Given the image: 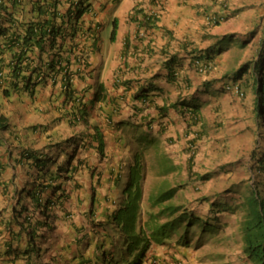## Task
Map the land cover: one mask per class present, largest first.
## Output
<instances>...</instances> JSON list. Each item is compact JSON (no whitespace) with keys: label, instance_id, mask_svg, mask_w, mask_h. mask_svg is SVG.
Segmentation results:
<instances>
[{"label":"crops","instance_id":"crops-1","mask_svg":"<svg viewBox=\"0 0 264 264\" xmlns=\"http://www.w3.org/2000/svg\"><path fill=\"white\" fill-rule=\"evenodd\" d=\"M210 2L209 0L88 1L87 11L80 19L81 33L75 39L78 49L81 50L80 54L86 56V63L73 62L70 57L69 68L71 74H74L72 82L75 83L73 87L87 92L89 98L96 88L105 89L103 85L106 89L108 88L109 92L110 88L119 93L123 89L125 93L131 92L130 98L126 97L129 107L122 103V97L117 94H114L113 103L98 100L87 101L82 105L88 111L89 123L97 126L99 132L102 133L103 156H99L92 146L87 154L89 155L88 163L97 161L100 165H108V178L104 191L109 193L113 200L109 209H103L104 217L116 206L121 197L117 171L126 172L127 164L134 151L132 145H135L136 141H141L137 137L139 134H147V136L159 139L157 144H160L161 152L173 158L172 172L180 171L182 174L187 153L185 140H182L181 136L187 132V126L191 124V120L183 114L180 104L174 108L166 106L168 101L176 97L182 99L177 95L175 86L165 81L171 65L175 68L181 64L184 69L180 70L181 74L186 72V77L190 78V89L196 86L201 89V94L195 95L197 99L190 100L198 104L195 112L199 114L203 133L202 144L198 146L197 156L210 155L207 163H210L212 159L215 165H218L231 161L237 154H241L240 149L251 147L250 129L246 126V129L242 127L244 125L242 122H236L235 115L239 112L229 118V115L234 114L238 109V105L229 101L226 93L214 89L218 82L212 81L211 77L220 74V70H217L218 64L216 63L217 66L206 75L197 74L185 68V63L189 61L191 54L197 53L198 49L212 48L211 45L219 40L218 33L221 32L222 26L220 24L219 26L208 25L205 20L204 8L208 7ZM247 2V0H229L233 9V17H247L246 25L251 26L256 20V14ZM61 4L63 5L60 6V10L63 12L66 9V2L62 0ZM157 7H161L160 15L154 26L147 27L142 16ZM212 8L213 5L210 9ZM30 9V0H22L19 8L22 21L38 17L37 12ZM135 9L136 12H134ZM113 23H116L117 32L114 41H111L109 31ZM225 27L229 29V17L226 19ZM44 55L45 52L39 53L34 47L30 52L31 62L39 63ZM170 57L171 62L168 63L167 59ZM9 58V54H3L1 59L3 71L10 69ZM219 58H215V61L220 63ZM234 60L236 62V57ZM232 61L231 56L230 63ZM123 70L124 73H122ZM116 75L118 77L115 78ZM123 78L131 79L129 88L122 84ZM207 80L211 83H207ZM45 81L36 86V90L43 88L42 98H36V104H41L39 108L43 106V101L44 105L47 104L50 81L47 79ZM111 85L114 86L111 87ZM51 87L60 92L58 81ZM23 93L26 92L18 88L13 98ZM183 102V100L179 101V103ZM70 103L73 107L72 114H76V102ZM182 106L184 107V104ZM128 110L129 115L125 117L124 112ZM55 114L53 109L45 113L35 109L30 117H26L28 122L10 121L11 130L0 132V264L32 263V247L27 240V228L20 227L15 222L17 215L13 213V209H19L21 205L30 206L33 203L30 194L41 180V170L45 162L20 158L19 153L25 148H30L36 152V156L41 157L47 150L44 146L49 143L48 141L58 142L68 137L72 130L76 132L82 127V124L75 121L72 122V127L66 123H56L52 121ZM28 123L33 125L27 126ZM24 125L25 128L22 129ZM60 125L63 126L62 129L57 128ZM35 127L41 129L37 130ZM172 132L173 134H169ZM167 135H173L174 139L176 137L179 139L168 143L165 138ZM127 138L129 144L126 143ZM148 143L153 144V141ZM104 179L105 175L100 182ZM92 180L95 181L96 178ZM170 186H176V184L172 182ZM211 186L205 193L207 203L215 200L217 190L225 188L223 184L214 189H211ZM15 190L19 191L15 193ZM45 190L48 192V187H44L43 197L46 196ZM181 191L179 187L172 197L173 201L177 195H181ZM55 213V228L35 233L36 237L44 234L45 237L41 243L60 244L65 250L69 247L70 253L76 247V254L80 252L84 253V256L92 255L97 262L102 260L96 257L99 251H106L108 256L109 252L117 248L118 243L115 241H109L108 244H96L102 239L109 240L107 232L111 231L110 228L100 229L93 233L81 228L85 221V214L88 212L80 213L79 211L80 214L65 215L59 208H56ZM35 218H38L37 215L32 217V221ZM162 218L166 219L167 216L163 215ZM223 228L227 230H225V235L219 238L220 242L215 243L216 250H209V246L206 247L207 252L204 254L206 258L198 254L204 246H192L191 240L188 244L178 242L181 232L169 236L164 243L157 241L152 243L147 250L146 257L154 256L156 258L154 264H229V259H233L232 256L228 257L229 249L233 247L234 242L229 238V222L223 223ZM222 246L225 251L221 250Z\"/></svg>","mask_w":264,"mask_h":264},{"label":"clouds","instance_id":"clouds-1","mask_svg":"<svg viewBox=\"0 0 264 264\" xmlns=\"http://www.w3.org/2000/svg\"><path fill=\"white\" fill-rule=\"evenodd\" d=\"M61 1L62 0H59L58 2V13L55 18V23L59 24L62 22V25H61L62 31L60 34L55 35L53 42H51L52 39H51L50 27L46 28V32H45L44 39H43L41 46H34L38 49L39 53L45 52L44 58L43 59L40 58L39 63L34 64L31 62L30 52L32 51L34 47L29 49L26 55H23L21 62L18 63V65L22 66L21 75L18 78H14L11 76V69H12V66H14V64L16 63L15 59L12 58V55L9 52V49L6 47H4L3 51L0 52V76H1L0 89L10 90L9 95H4L3 92L0 90V95L2 97H6L7 99L8 98L12 99L13 96L15 95L14 92L18 88H21L26 93L18 95L17 98H13L14 100L18 101L19 96L21 98H24L25 95H27L28 97H32V98L34 97L42 98V96H40L38 92L41 91V89L43 88L36 90V86L37 84L45 83L46 82L45 80L47 79L48 81H50V85H49L50 89L48 88L47 104L44 105V101H43L44 113L47 112V110L49 109H53L55 110L56 114H55V118H53L52 121L56 123H61V122L66 123V125H68L69 127H72L71 124L73 121H75V122L82 124L81 125L82 127L80 128V130L76 132L72 130L71 133H69L70 135L69 134H68L69 136L67 135L68 137L58 142L48 141L49 143H47L44 146L47 150L46 152H44L43 156L41 157L36 156L37 155L36 152L31 150L30 148H25L23 149V151L19 153L20 158H23L26 160L28 159L42 160L45 162V164H43L44 166H43V169L41 170L42 171L41 180L37 183L36 189L32 191L30 194V196H32L33 203L30 206L21 205L19 209L14 208L13 213L19 216H29V223L28 222L27 223L29 224V226H31V228H34V236L32 240L30 239V233L29 234L27 233V229H26V234L28 237L27 240L29 244H31L32 251L36 250V253L38 254V251H40V248L50 247L52 249L48 251L50 254H47V257L50 256L51 258H54L56 254L62 253V252H59L60 250H65V249L61 247L60 244L51 245L49 242H46L44 244L41 243L43 238L45 237L44 234H40L39 236L36 237L35 233L37 231L38 232L50 231L55 228L56 208H59L60 211L63 212L65 215H71L72 213L76 214V213H79V211L80 213L88 212V214H85V221L81 225L82 229H88L89 231H91V233L95 231L98 232L100 229L102 230H107L108 228L111 229L110 232H107V236L109 240H106L107 241L106 242L104 239H102L101 241H98L96 244L98 243L108 244L110 243L109 241H112V242L115 241L118 243L117 248L113 252H109L108 254L109 256L110 254H115L122 247V244H121L122 233L120 231V228L116 224V222L113 220L112 216L114 212L119 208L121 203L127 197L125 186L127 184L126 182L129 176L130 175L137 176L138 174L141 175L139 179H140V184H141L142 196L139 199L138 207L136 209L137 217L139 216L141 217L139 218L140 221L144 220L145 213L149 209L147 205L148 200H149L148 196L152 194L154 191L156 192L159 191L160 190L159 187L161 186H163L165 189L174 188V192L172 196L170 197L169 201L167 202L169 204L179 205L182 210V208L185 206L173 202V199H172L177 189L179 187L180 188L182 187V182H179L177 186L169 187V182H168L169 180L168 178H165L159 183L151 185L149 190H147L146 192L144 191V178H145L144 165L145 163L143 162V157L148 153L146 149L152 146L151 148L152 152L155 155L161 156V159H163L164 165L159 168L160 170L163 167L168 166V165L173 168V158L167 157L165 154H163L160 148L157 146V144L156 146H154L148 143L152 141H157L159 139H156L153 136L143 137V135H147V134H142L139 136L141 141L140 142L136 141L135 143V145H137L139 142L141 146L140 147L136 146L134 148L135 145H132V148L134 149V151L132 153L130 162L127 164L126 172L117 171V179H118L117 182H118V185H120L119 188L122 192L121 197L119 201L117 202L116 206L108 213L106 217H104L103 209L104 208L109 209V205L112 204V200H113L111 196L109 195V193L104 191V188H106V182L108 178L107 176V172L109 171L108 165L107 166L100 165L97 163V161H95L96 163L95 162L88 163L89 155L87 154L89 148H91L92 146L94 149H96L99 156L101 157L103 156L104 152H103L102 133L99 132L97 126H93L91 123H89L88 117H87L88 111L86 108H83L82 105L84 102H87V101L94 102L98 100L105 101V103H108V101L113 103V99L115 98L114 94H117L122 97L121 99L122 103L125 104L127 107H129L128 106L129 104L126 103V97L130 98L131 92L125 93L123 88H122L123 90H121L120 93L114 91L112 88H110V92H109L108 88L106 89L105 85H103L105 89L100 88L99 95H98L101 99H97V98L95 99L94 93L97 90V88L94 90L92 96L89 98L87 92L73 87L75 83L72 82V79L74 78V74H71V71L69 68L71 64L70 57H72L73 62L78 61L80 64H83V62L86 63V56H82V54H80L79 51L81 50L78 49L77 47L78 43L75 41V39L77 38L78 34L81 33L80 19H81V16L85 13V11H87L89 0H87L86 6L84 7L82 13L77 16L75 15L74 10L79 6L78 0H64L66 2V9L69 8L70 10V13L68 16H65L66 9L63 12L60 10V6L63 5L61 4ZM209 1H211L209 6L204 8V13H206L205 15V20L207 21L206 24L212 25V26H219V24H221L225 19H228L230 13L233 15V9L231 8L229 4V0H209ZM212 5H213V8L210 9ZM160 10H161V7H157L156 9H153L148 13V15H152L153 17L156 18L152 26H154L156 20L158 19L160 15ZM134 12H136V9L134 10ZM142 19L144 21V14L142 16ZM152 26L147 25V27H152ZM17 27L19 28V30H22V26L19 27V25H17ZM72 28H75V33L73 36L69 34ZM113 30H114V33H112ZM116 32H117V26H116V23H113L109 31V39L111 41H114ZM5 40H6L5 38H2L0 36V47L1 48H3V43L5 42ZM125 44H126V40H125ZM221 44L220 42L215 41L214 44L211 46L217 47V46H220ZM15 50L16 51L19 50V47L16 46ZM161 50L165 51V49L163 48H161ZM200 50L201 52H197V56H194L193 54L189 56V61L185 63L186 65L185 68L188 70H192L193 72L197 74L204 75V71L206 69L204 66L207 64L208 60L210 61V57L208 58V55L206 56L203 55L202 49ZM206 51L209 53L211 51V48L207 47ZM5 53L9 54L10 56L9 61H8V65L10 66L9 71L2 70L1 59L3 58V54ZM66 53H70L73 56L70 54L68 55ZM58 59H60V61H58ZM169 59H171V57L168 58V60ZM66 61H68L67 64H66ZM50 62H52L51 67L49 66ZM27 64L29 67L27 70H25V66H27ZM31 68H35L36 71L32 72ZM180 70H184L183 67H181V64H179L175 68H173L171 65L170 70L168 72L172 73V79L169 80L167 79V76H166L165 81L175 86L177 95L179 97H182L181 100L186 102V104H184V107H183L182 106L183 103H179V101L181 100L178 97H176L173 100L168 101V104L166 106L174 108V107H177L178 104H180L181 108H183V114L191 120V124L187 126V132H185L184 136H181L182 140H185V143H186L185 150L187 153L185 155L186 159L184 158L185 165L182 167V176L188 181V179L190 178H187V174H184L185 171L186 173H188V175L193 176V177H196V175L203 174V173H198L197 171H193L197 162L199 161L198 165L200 166L202 163V159H204L203 155L197 156L198 146L202 144V139H203L201 123L199 119L196 122H192V118L190 117L191 113L188 112L189 110L188 108L198 106V104L192 103L190 102V100L193 95L201 94V89L198 88V86L190 89V86L186 83V81H184V78H183L184 76H186V72H184V74H181ZM122 73H124V70ZM28 76L30 77V82L36 81V83H34L31 87L25 89L23 87V84H24V81H26V78ZM116 77L118 76L116 75L115 78ZM12 81H16L14 84L18 85V88L16 90H12L14 89ZM57 81L59 82L60 92L58 89H54L53 87H51V85L56 83ZM212 81L218 82L217 86L221 85V80L220 81L212 80ZM122 82H123L122 83L123 85L129 88L128 85H130L131 79L123 78ZM113 86L114 85H111V87ZM226 87L232 88V87H237V86H235L234 84H230L229 86L226 85ZM144 95H147V94H144ZM138 96L139 95H137V97ZM186 98H189V99L186 100ZM34 101L36 104V99H34ZM70 102H76L77 104L76 114H72L73 107ZM174 102L176 103V105H172V103ZM15 108L20 109V106L16 104ZM41 108L38 107L36 110L40 111ZM131 109L135 110V108H132V107ZM0 114L5 115L6 122H7V126H5L4 129H0V132L10 131L11 130L10 121H13V122H17V121L14 120V116L11 115V112L3 113L2 111H0ZM128 115L129 113L125 114V117ZM31 124H29V126L33 125ZM62 128L63 126L60 125V129ZM148 138H152L154 140L147 141ZM176 139H179V138L176 137L175 139L173 138V140L167 139V141L168 143H171L175 141ZM93 142H94V145H92ZM126 143L129 144V139L126 141ZM66 146L72 147L71 148L72 150L68 151ZM138 150H141L143 152V157H142L143 165H142V168L138 170V172L137 171L132 172L130 171V169H132L131 165L133 164V155ZM78 151L81 152V154L78 153ZM26 152H29V157L25 156ZM57 152H60V153H57ZM63 155H65L64 158L61 161H58ZM164 159H168V161H164ZM191 161H192V164H191ZM193 161L195 162L193 163ZM47 162L49 164L48 166H47ZM224 164L226 163L218 164L217 167L216 166L208 167L210 168V170L208 171L211 173V177H214L215 175H217L221 171V168L223 167ZM118 169H121V168H118ZM172 171L173 169L165 173L160 172V174L168 175V173H172V174L178 173V172L175 173ZM84 172H88L87 177L82 175V173ZM44 175H46L45 178H44ZM103 175H105V179L100 182ZM90 178H91V182H90ZM93 178H96V180L95 181L92 180ZM81 181H85V182L82 183ZM183 182L186 183V181H183ZM85 183H88L89 185L86 186ZM45 186L48 187L49 191L46 192L45 190L44 192L46 196L43 197L42 191L44 190ZM18 191L19 190H15L14 192L16 193ZM205 193L203 192L201 194H205ZM13 196L16 198L15 195ZM201 199H204L205 201H207L206 195L205 196L202 195ZM36 200L39 201V203H41L42 205L46 203L47 213H50L51 214L50 216L46 217L45 215H42L41 213L38 212L37 207L35 206V203H34V201ZM211 204L212 202H210V205ZM23 207L24 209L23 211H21ZM155 207L156 208L153 209L154 211H156L157 208H159V206H155ZM181 210L174 213L173 215L167 216L168 221L171 222L172 220L169 219L170 216L176 217L177 215L181 213ZM188 213L191 215L193 212L188 211ZM34 215H37L38 218H35V220L32 221V217ZM215 215L216 214L213 211H211V213L209 214V218H212ZM19 216H15V219L18 218L20 220ZM193 216L203 217V219L200 221L206 220L205 217L202 215L193 214ZM37 219H40L41 221L45 220L46 223L43 225H37L35 224ZM139 219H137V221H139ZM183 224H184V221H183ZM23 227H26V224H24ZM91 228L93 230H91ZM84 234H87V233H84ZM80 239H82V237H80ZM235 239L238 241V237H236ZM230 240L234 242L233 246L239 245V248L241 251L240 254L242 255L241 257H244L243 252H242L241 242L239 241L236 243V241L232 239L231 235H230ZM152 243H155V242L151 241V244ZM41 244L43 245L41 246ZM68 249L70 248L68 247ZM75 250L76 249H73V252L72 253L69 252V254L71 255V258L74 264H77V260H79L80 258H85L86 256H84V253H80V252L76 254ZM87 256L91 260L90 264H102V260L100 262H97L96 260L93 259L92 255H87ZM75 258L77 259L76 262H75ZM144 260H145L144 263L146 264H154L156 262V258L154 256L146 257V259ZM52 263L53 262L51 261L48 262V264H52Z\"/></svg>","mask_w":264,"mask_h":264},{"label":"trees","instance_id":"trees-1","mask_svg":"<svg viewBox=\"0 0 264 264\" xmlns=\"http://www.w3.org/2000/svg\"><path fill=\"white\" fill-rule=\"evenodd\" d=\"M22 0H0V36L5 38L3 48L0 47V52L3 51L4 47L9 49L12 58L15 59L16 63L12 66L11 76L18 78L22 73V66L18 65L21 62L23 55H26L27 51L34 46H41L46 28L50 27L51 42L55 35L61 33L62 22L55 23V18L58 13V2L59 0H30L31 11L35 10L38 17L35 19H29L28 21H22L21 13L19 11ZM79 6L74 10L75 15H80L86 6V1L78 0ZM70 13L69 8L65 11V16ZM155 17L152 15L144 14V22L148 26H152ZM257 21V19H256ZM51 22V23H50ZM255 22V21H254ZM254 22L252 24H254ZM50 23V24H49ZM17 25L22 26V30H19ZM255 28L246 37L241 38L235 42L236 47L239 50V54L232 55L233 61L230 63L228 68L220 70L218 76H213V80H221V85L217 86L218 92L226 93L229 96V101L234 102L240 108V112L235 116L236 122H242V127L249 128V140L251 143L250 148L240 149V152L245 155L237 154L231 161L226 162L225 165L232 164V168H236V172L241 171L242 174L238 177L229 179V175L223 176L224 180L213 183V189L224 185L225 188L216 191L215 200L212 202L211 210L215 209V214L223 211L224 214L230 213L233 216L229 218L234 221V232L230 233L238 237L237 242L242 244L243 258L237 264H264V150H257L254 148L257 134H260V129L264 128V15L261 16L260 20L255 24ZM75 28H72L70 35L73 36ZM114 33V30L112 31ZM237 37V36H236ZM229 38V41L231 40ZM252 42L254 49L250 47L249 54H245L246 58L240 56L241 51L247 43ZM221 43H225L222 38ZM18 46L19 50H15ZM221 46V45H220ZM212 47L208 53L206 49H202L203 55H208L210 61L204 66L206 69L204 75L208 74L213 67L216 66V61L213 59V55H217V49L221 47ZM201 52V50H196ZM197 56V53H193ZM200 56V55H198ZM236 57V62H235ZM241 58V61H239ZM193 60V58H192ZM60 61V59H58ZM168 63L171 60L167 59ZM68 61H66L67 64ZM52 66V62L49 63ZM28 64L25 66V70L28 69ZM171 67V66H170ZM32 72H35V68H31ZM184 81L190 86V78L184 76ZM167 79H172V73H167ZM1 80V76H0ZM206 80V79H205ZM207 83H211L207 80ZM16 81H12L13 88L16 90L18 85L14 84ZM36 81L30 82V77L26 78L23 87L25 89L31 87ZM234 84L235 87H226V85ZM1 90V89H0ZM100 87L94 93V98L101 99L99 95ZM182 90V88H181ZM4 95H9L10 90L2 89ZM196 93V92H195ZM191 99H197V96L193 95ZM186 104V102H183ZM176 105V103H172ZM188 112L191 113L190 117L192 122H196L200 117L195 112L196 107L188 108ZM7 126L5 115L0 114V129H4ZM251 126V127H250ZM245 127V129H246ZM242 129V128H241ZM243 130V129H242ZM147 135H143L146 137ZM153 140L148 138L147 141ZM248 140V141H249ZM26 157H29V152H26ZM143 152L138 150L133 155V164L131 165L132 172H138L142 168ZM168 161V159H164ZM236 164V165H235ZM171 166H165L161 169V173L171 171ZM241 169V170H240ZM228 172L232 173V169ZM229 173V174H230ZM204 179L203 174L196 175ZM138 174L130 175L125 191L127 192L126 199L121 203L119 208L114 212L112 218L120 228L122 233L121 244L122 247L115 253L107 256V252H98L97 257L102 258V264H143L146 259L147 250L151 241L154 242H165L169 236L181 232L178 242L181 244H188L191 240L189 236L190 230L195 231L196 223L203 219L200 216H188L190 215L186 210L182 209L179 205L169 204L170 197L174 192V188L165 189L163 186L159 187V191H154L148 196V207L149 209L145 213V218L140 221V216L137 217V207L139 199L142 196L140 178ZM233 177V176H231ZM238 179V180H237ZM229 180L231 182H229ZM236 180V181H235ZM230 183V185H229ZM229 191L235 193L229 197ZM227 194V197L224 196ZM228 198V200H227ZM37 210L46 217L50 216L47 213V205L34 201ZM155 206H159L156 211L153 209ZM24 207L21 209L23 211ZM181 210V213L176 217L170 216L171 222L168 218L163 219V215H173L174 213ZM19 211V212H21ZM219 214L216 215L219 218ZM19 216V215H17ZM20 220L16 218L15 222L23 227L26 224L27 233H30V239L34 236V228L29 226V216H19ZM139 219V221H137ZM216 217H212L208 220L202 221L198 226L200 227L199 232L214 234L218 232L220 224L215 223L213 220ZM184 221V224H183ZM28 222V223H27ZM227 222V221H225ZM223 222V223H225ZM45 220L37 219L35 224L43 225ZM232 225V224H231ZM231 229V231H232ZM30 231V232H29ZM108 259H107V258ZM91 260L88 256L77 260V264H90Z\"/></svg>","mask_w":264,"mask_h":264},{"label":"rangeland","instance_id":"rangeland-1","mask_svg":"<svg viewBox=\"0 0 264 264\" xmlns=\"http://www.w3.org/2000/svg\"><path fill=\"white\" fill-rule=\"evenodd\" d=\"M247 4H250L253 9H254V13L256 14V19L254 24H252L250 26V24L246 25V18L247 17H233V15L230 13L229 14V29H226V19L220 24V26H222V28H220L221 32L219 31V40L218 42H220L221 44V40L222 38L225 40V43L221 44V48L218 50L217 49V55H213V59L215 58H219L220 56V63L219 61L216 62L218 64V69L217 70H222L224 68H228L229 64H230V57L232 55H236L239 54V50L236 47L235 42H237L239 39L241 38H246L253 30L256 26L255 24L260 20L261 16L264 15V0H247ZM252 14V13H251ZM254 15V14H252ZM245 24V26H244ZM221 33L223 37H221ZM237 36V37H236ZM236 38L231 39V38ZM229 38L231 39L229 41ZM238 43V42H237ZM250 47H252L254 49V45L252 42L247 43V45L240 50L241 51V57L243 59L246 58V55L249 54L250 52ZM247 53V54H246ZM246 54V55H245ZM238 56V55H236ZM241 59V58H240ZM241 61V60H240ZM217 66V65H216ZM38 94L40 96H42L43 94V89H41V91L38 92ZM34 99H36L35 97H28L27 95H25L24 98H21L19 96L18 101L14 100L13 98H6V97H2L0 95V111L4 112H11V115L14 116V120H16L17 122H28L26 117L29 116L30 114L33 113V109H37L41 104H35ZM16 104H18L20 106V109H16L15 106ZM44 106H42V108L40 109L41 112L44 113L43 110ZM233 109V107L231 108ZM238 112H240V108H238L234 114L229 115V118H232L233 115L237 114ZM125 114H128V112H124ZM236 116V115H235ZM28 123L27 126H29ZM25 128V125L22 126V129ZM37 130L41 129V128H36ZM58 129H60V126H58ZM260 134H257V138L255 140V144L253 145L254 148H256L257 150H264V128L260 129ZM135 134L137 133V131H134ZM169 134H173L169 133ZM129 135V133H128ZM140 134L137 136L139 137ZM167 139H171L173 140L174 136L173 135H167V137H165ZM128 140V138H127ZM126 140V141H127ZM160 141V140H157ZM157 141H153V144L156 146ZM136 146H141V144H138L134 146V148ZM157 146L159 148L160 144H157ZM67 150L70 151L72 150L70 146H66ZM138 148V147H137ZM152 146H150V148H147V154L143 157V162L145 163L144 165V173H145V178H144V191L146 192L147 190H149V188L151 187V185L157 184L160 181H162L165 178H168V182L169 184H171L172 182L176 184V186L178 185L179 182H182V193L181 195H177L174 198L173 202H177L178 204L184 205L185 207H183L182 209L187 210V212H193L190 216L194 215H202L205 217L206 220L210 219L209 218V214L211 213V207L212 205H210V203H207L204 199H201V196L205 194H201V193H205L208 192V187L211 186L213 183L220 181L221 183L223 182L224 178L223 176L228 174L229 175V179L238 177L237 174L242 173L241 171L238 170V172H236V168H232V164L229 165H225L221 168V171L215 175L214 177H211V173L208 171L210 170V168L208 167H212V166H216L214 165V161L211 159L210 163H206L207 159L209 158L210 155H203L204 159H202V163L199 166V161L197 162V164L195 165V168L193 171H197L198 173H203L206 176H203L204 179L200 178V177H193L188 175V173H186V171L184 172V174H187V178L188 181L182 176L181 172L179 171L177 174H172V173H168V175H162L160 174V167L164 165L163 159H161V156L155 155L152 150H151ZM78 153L81 154V152L78 151ZM241 155L243 156V154L241 153ZM65 155H63L60 160L61 161L64 158ZM58 157V156H57ZM245 157V155L243 156ZM186 159V157H185ZM184 159V161H185ZM195 161H193L194 163ZM192 164V161H191ZM236 165V164H235ZM232 169V173L228 172V170L230 171ZM241 170V169H240ZM196 173V172H194ZM230 173V174H229ZM209 174V175H208ZM83 176L87 177L88 176V172H84L82 173ZM242 174H239V176ZM233 176V177H231ZM210 177V178H209ZM238 180V179H237ZM183 181H186V183H184ZM236 181V180H235ZM82 183H84L85 181H81ZM195 182V183H194ZM229 182H231L229 180ZM86 186L89 185L88 183H85ZM230 185V183H229ZM214 186V185H212ZM210 187L211 189H213V187ZM200 194V195H199ZM235 193H232L231 191H229V197H231V195H233ZM198 195V196H196ZM222 197H227V194L224 193V196ZM228 200V198H227ZM213 212L215 213V209L213 210ZM219 213H217L216 215H218ZM216 220L214 219L213 221L215 223L220 224V227L218 230V232H214V234L210 235L207 233H200L199 229L200 227L198 226L199 224L202 223V221H198L196 223L195 226V231L190 230L189 232V236L191 239V245L192 246H204L201 251H199V255L200 256H204V254H206V247L209 246V250H216L215 248H217V246H215V243H219V238L223 235H225V230L223 228V222L227 221L229 222V238H230V233L234 232V228L232 229L233 225H234V221L232 222V219L229 218L232 217V214H224V212L222 211L221 214H219V218L218 216H216ZM209 221V220H208ZM232 224V225H231ZM232 229V231H231ZM236 237L234 235H232V239L236 241L235 239ZM221 246V245H220ZM220 246H218L220 248ZM50 247H43L40 248V251H38V254L36 253V250L32 251V255H31V264H48V262H53L52 264H74L71 255L69 254L70 249L68 250H60L59 252H62L60 254H56V256H54V258H51L50 256L47 257V254H50L48 251H50ZM74 249H76V247H74ZM221 250L225 251L224 247H221ZM240 248L239 245H234L232 248L229 249V256H232L233 259L229 260V264H237L238 262H240L242 260L243 257H241L242 255L240 254ZM198 256V255H197ZM204 258H206V256H204ZM76 258H75V262H76Z\"/></svg>","mask_w":264,"mask_h":264},{"label":"built area","instance_id":"built-area-1","mask_svg":"<svg viewBox=\"0 0 264 264\" xmlns=\"http://www.w3.org/2000/svg\"><path fill=\"white\" fill-rule=\"evenodd\" d=\"M236 88V87H235Z\"/></svg>","mask_w":264,"mask_h":264}]
</instances>
